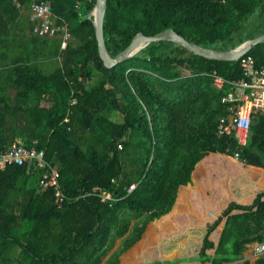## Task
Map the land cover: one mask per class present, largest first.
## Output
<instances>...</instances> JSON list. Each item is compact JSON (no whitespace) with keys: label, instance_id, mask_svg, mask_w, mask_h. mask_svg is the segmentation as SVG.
I'll return each mask as SVG.
<instances>
[{"label":"trees","instance_id":"16d2710c","mask_svg":"<svg viewBox=\"0 0 264 264\" xmlns=\"http://www.w3.org/2000/svg\"><path fill=\"white\" fill-rule=\"evenodd\" d=\"M34 1L0 0V151L45 150L66 197L41 188L36 165L0 168V264H264L244 256L264 242V110L246 144L217 133L241 59L159 40L108 67L97 0H44L65 46L62 31L33 33ZM263 17L264 0H107L104 36L112 56L168 28L227 50L263 34ZM245 55L264 65V42Z\"/></svg>","mask_w":264,"mask_h":264},{"label":"built area","instance_id":"2783aa9c","mask_svg":"<svg viewBox=\"0 0 264 264\" xmlns=\"http://www.w3.org/2000/svg\"><path fill=\"white\" fill-rule=\"evenodd\" d=\"M30 18L34 21L33 33L39 36L60 35L63 32L62 46L66 45L69 32L66 27L56 24L52 8L47 1H34L30 7ZM241 67L242 77L238 80L228 81L233 89L223 98L232 102L230 106V118L222 116L217 125V133L222 135L231 129H235V134L239 144H246L251 136V124L253 114L258 110H264V65L257 66L252 55H242ZM227 80L221 75L214 76V84L221 88ZM74 102V101H73ZM66 120H68L66 118ZM238 156L239 152H235ZM28 164L36 165L42 169L40 185L43 190L53 188L55 191L56 203L61 206L65 201V193L60 183V172L52 165L45 156V151L36 146H26L24 144H14L7 150L0 151V168L7 164ZM136 183H132L127 190L135 188ZM90 192H83L82 196ZM93 193L100 195L101 199L109 204L115 199L113 192L109 189L95 186ZM257 256L264 254V242L258 243L254 250Z\"/></svg>","mask_w":264,"mask_h":264},{"label":"water","instance_id":"95a60500","mask_svg":"<svg viewBox=\"0 0 264 264\" xmlns=\"http://www.w3.org/2000/svg\"><path fill=\"white\" fill-rule=\"evenodd\" d=\"M106 8L107 0H97L89 16H93L95 33L98 41V56L102 58L104 64L108 67H112L120 61L132 57L149 43L159 40L174 41L197 55L221 60H237L242 55L246 54L257 43L264 42L263 33L252 39L242 42L232 49L217 50L191 42L174 29L168 28L153 35H146L142 32H139L135 35L131 43L126 48L120 51L116 56H112L107 49L104 36V16Z\"/></svg>","mask_w":264,"mask_h":264},{"label":"rangeland","instance_id":"374dc122","mask_svg":"<svg viewBox=\"0 0 264 264\" xmlns=\"http://www.w3.org/2000/svg\"><path fill=\"white\" fill-rule=\"evenodd\" d=\"M263 19H264V17L262 18V20H263ZM262 66H263V65H262ZM50 68H51V66H47L45 69L48 70V69H50ZM184 71L187 72V70H184ZM44 151H45V150H44ZM252 244H253V247H254V246L256 247L257 244H258V242H253ZM254 250H255V248H254ZM254 250L252 249V250H251L252 252L250 251V253H249V254H250V257H249V258H250L252 261L255 260V259L257 258V255L255 254ZM244 256H245V255H244ZM227 264H228V263H227Z\"/></svg>","mask_w":264,"mask_h":264},{"label":"crops","instance_id":"0c3cea01","mask_svg":"<svg viewBox=\"0 0 264 264\" xmlns=\"http://www.w3.org/2000/svg\"><path fill=\"white\" fill-rule=\"evenodd\" d=\"M211 215H213V213H210ZM255 246L253 247V244L252 243H249L247 245V249L244 251V255L246 258H249L250 257V251L253 249L254 250ZM252 252V251H251Z\"/></svg>","mask_w":264,"mask_h":264}]
</instances>
